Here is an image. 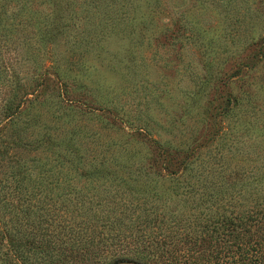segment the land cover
<instances>
[{"label": "trees", "instance_id": "obj_1", "mask_svg": "<svg viewBox=\"0 0 264 264\" xmlns=\"http://www.w3.org/2000/svg\"><path fill=\"white\" fill-rule=\"evenodd\" d=\"M208 9L224 34L201 19ZM19 28L36 37L27 48L70 52L54 74L64 80L103 59L111 37L141 49L161 36L175 60L187 48L197 63L183 118L164 136L145 125L122 133L107 157L82 145L99 139L94 131L42 129L30 140L39 119L25 115L27 101L2 104L0 174L14 171L16 191L0 194V264H264V103L242 80L264 65V0H0V46ZM229 59L241 82L234 94L220 90ZM250 130L258 142L242 153L236 144ZM138 142L154 156L147 163L129 148ZM25 151L43 159L21 164Z\"/></svg>", "mask_w": 264, "mask_h": 264}, {"label": "rangeland", "instance_id": "obj_2", "mask_svg": "<svg viewBox=\"0 0 264 264\" xmlns=\"http://www.w3.org/2000/svg\"><path fill=\"white\" fill-rule=\"evenodd\" d=\"M218 18L211 9L201 17L204 22L215 25L214 33L224 34L227 27L222 22V17ZM14 32L17 33L10 36L7 44L0 46V127L7 122L1 116L2 104L12 96L22 97L27 101L23 108L25 115H37L39 119L36 127L31 129L34 133L29 137L30 140L40 138L38 132H51L54 128L67 131L73 127L79 130L80 135L94 131L99 139L93 144L83 140L82 145L88 149L95 145L94 148H101L107 157V150L114 153L120 144H125L122 133L128 134L136 126L145 125L152 128L153 133L164 136L161 128L168 129L173 116L183 118L188 93L194 89L193 81L189 80V70L195 68L197 60L191 50L183 48L182 57L178 61L174 58L175 51L160 45L164 44L161 36H157L160 37L159 44L154 41L156 38L149 37L151 46L144 45L141 49L129 48L126 42L111 37L103 44V59L85 63L86 75L79 76L85 70L77 68L72 74L78 76V79L64 80L54 74L61 61L59 58L67 59L70 52L64 48L47 49L36 43L33 48H27V43L32 38L35 42L33 32L20 28ZM129 52L132 53L133 64L126 57ZM245 56L246 54H241L240 58ZM235 59L226 60L219 66L222 75L220 86L223 88L220 90L226 91L229 87L232 94L238 92L241 84L233 77L238 67ZM171 60L174 61L171 63ZM134 65L138 72L136 78L131 77ZM62 69L63 67L60 70ZM242 80L253 84V94L264 103V65L246 74ZM212 92H208L210 97ZM35 97L37 99L34 100ZM72 99L80 102L65 105V100ZM30 100L31 103L28 104ZM84 101L86 105L83 104ZM244 132L239 137L242 143L236 145L239 150L242 149V153H249L258 140L251 130ZM139 144L140 142L132 144L129 148L135 150L136 161L147 163L154 156L147 153L146 144ZM41 159L42 154L26 151L19 157L20 163L26 166ZM2 171H6V174H0V194H12L16 191L15 173ZM84 182L79 180L77 186H82Z\"/></svg>", "mask_w": 264, "mask_h": 264}]
</instances>
